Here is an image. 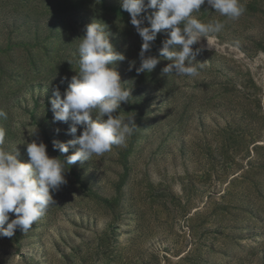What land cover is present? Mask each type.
<instances>
[{"label":"rangeland","instance_id":"1","mask_svg":"<svg viewBox=\"0 0 264 264\" xmlns=\"http://www.w3.org/2000/svg\"><path fill=\"white\" fill-rule=\"evenodd\" d=\"M242 3L237 20L207 3L194 13L225 27L193 46L203 67L189 78L162 75L169 30L146 53L155 70L129 71L142 38L119 0H0V148L23 163L33 140L50 157L74 153L53 149L75 137L50 100L77 74L93 22L126 57L112 65L131 89L116 114L137 125L125 145L66 166L44 215L0 238V264H264V0Z\"/></svg>","mask_w":264,"mask_h":264},{"label":"clouds","instance_id":"2","mask_svg":"<svg viewBox=\"0 0 264 264\" xmlns=\"http://www.w3.org/2000/svg\"><path fill=\"white\" fill-rule=\"evenodd\" d=\"M205 3L226 20H237L246 10L242 0H119L142 38L140 66L130 62L129 71L135 68L139 75L155 70L160 60L146 53L157 35L169 30L159 56L171 63L162 69V75L198 76L203 64L194 62L203 49L193 46L225 27L219 20L203 23L196 18L194 13L200 12ZM142 13L148 14L141 19ZM145 21L150 26H143ZM79 41L77 74L63 93L59 87L54 89L50 100L54 122L71 121L68 134L75 137L67 142L53 141V149L61 154L75 151L66 159L50 157L46 144L33 140L27 144L29 161L23 163L17 148H0V238L13 237L18 228L27 233L33 227L54 203L52 192L67 183V165L83 164L94 155L111 151L113 146L125 145L137 128L134 117L125 120L116 114L131 97V89L125 88L126 83L112 67L124 61L125 55L114 50L105 27L96 22L86 26ZM0 117L6 118V113L0 111ZM10 213L16 217L11 222Z\"/></svg>","mask_w":264,"mask_h":264}]
</instances>
